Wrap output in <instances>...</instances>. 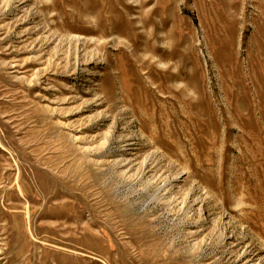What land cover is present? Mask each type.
Segmentation results:
<instances>
[{"label": "rangeland", "instance_id": "1", "mask_svg": "<svg viewBox=\"0 0 264 264\" xmlns=\"http://www.w3.org/2000/svg\"><path fill=\"white\" fill-rule=\"evenodd\" d=\"M0 264H264V0H0Z\"/></svg>", "mask_w": 264, "mask_h": 264}]
</instances>
